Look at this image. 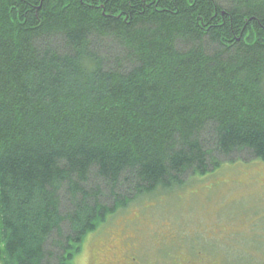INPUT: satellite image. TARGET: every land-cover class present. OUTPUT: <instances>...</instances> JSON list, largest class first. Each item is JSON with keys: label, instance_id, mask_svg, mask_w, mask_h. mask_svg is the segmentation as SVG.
I'll list each match as a JSON object with an SVG mask.
<instances>
[{"label": "trees", "instance_id": "1", "mask_svg": "<svg viewBox=\"0 0 264 264\" xmlns=\"http://www.w3.org/2000/svg\"><path fill=\"white\" fill-rule=\"evenodd\" d=\"M241 153L264 162V0H0V264H72Z\"/></svg>", "mask_w": 264, "mask_h": 264}, {"label": "rangeland", "instance_id": "2", "mask_svg": "<svg viewBox=\"0 0 264 264\" xmlns=\"http://www.w3.org/2000/svg\"><path fill=\"white\" fill-rule=\"evenodd\" d=\"M185 181L180 189L145 196L108 217L85 237L72 264H95L97 251L112 250L123 233L141 235L149 249L170 231L188 252L193 246L207 249L213 225L215 235L258 224L264 234V162L243 153L220 158L210 173Z\"/></svg>", "mask_w": 264, "mask_h": 264}, {"label": "flooded vegetation", "instance_id": "3", "mask_svg": "<svg viewBox=\"0 0 264 264\" xmlns=\"http://www.w3.org/2000/svg\"><path fill=\"white\" fill-rule=\"evenodd\" d=\"M254 226L215 235L219 230L213 225L209 227L207 249L199 244L191 252L183 249V244L175 243L170 231L149 249L141 235L123 233L112 250L97 251V258L93 259L95 264H264V234Z\"/></svg>", "mask_w": 264, "mask_h": 264}]
</instances>
